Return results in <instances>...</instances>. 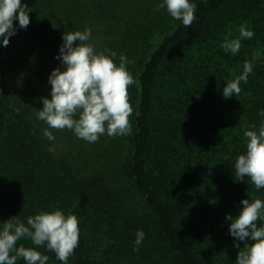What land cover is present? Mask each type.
I'll use <instances>...</instances> for the list:
<instances>
[{
	"label": "trees",
	"instance_id": "obj_1",
	"mask_svg": "<svg viewBox=\"0 0 264 264\" xmlns=\"http://www.w3.org/2000/svg\"><path fill=\"white\" fill-rule=\"evenodd\" d=\"M159 2L22 0L31 8L27 30L17 33L24 42L16 46V34L0 47V223L57 209L75 214L79 247L68 264H235L240 249L225 216H238L243 199L264 200V189L247 177L239 182L234 170L244 132L264 123V0H196L198 20L187 28L180 21L166 28ZM100 22H107L105 47L135 66L132 134L89 144L70 133L60 155L36 110L41 97L50 99L63 33L90 28L96 40ZM242 24L254 37L241 40L236 56L226 54L221 45L238 38ZM157 28L160 37L140 57ZM245 61L253 73L239 96L225 99L223 88ZM136 196L139 207L128 201ZM138 229L146 239L133 251Z\"/></svg>",
	"mask_w": 264,
	"mask_h": 264
},
{
	"label": "clouds",
	"instance_id": "obj_2",
	"mask_svg": "<svg viewBox=\"0 0 264 264\" xmlns=\"http://www.w3.org/2000/svg\"><path fill=\"white\" fill-rule=\"evenodd\" d=\"M196 0H160L157 11H166L173 20L190 27L198 20ZM31 8L22 0H0V47H7L10 38L20 30H27L30 24ZM14 21L18 24L14 26ZM239 37L225 40L221 45L226 54L236 56L241 49V40H250L255 32L246 25H240ZM92 30L63 33L59 53L55 57L60 67L49 77L50 99L41 97L42 109L36 110L38 121L47 127L42 135L55 144L56 137L50 129L68 130L80 140L97 143L104 135L124 137L132 134L129 117L133 108L128 89L135 80L127 69L129 60L125 54L108 48L97 51L93 44ZM119 60V64L115 63ZM63 69V70H62ZM253 73L252 61H245L243 71L229 80L223 88V97L230 99L241 93V82L247 83ZM264 118V109L259 110ZM256 128L255 125L252 126ZM245 151L237 156L234 164L235 176L239 182L249 178L256 191L264 189V123L256 130L244 132ZM49 152L56 148L50 146ZM239 215L226 214L229 235L233 247L240 249L235 264H264V200L243 199ZM80 221L75 214L66 215L57 209L41 211L29 216L26 223L19 216L0 223V264H48L50 257L37 249L53 252L61 264H68L69 258L79 247ZM133 251H139L146 239L142 229L135 234ZM30 240L33 247H25L21 240ZM243 242V248H240Z\"/></svg>",
	"mask_w": 264,
	"mask_h": 264
},
{
	"label": "rangeland",
	"instance_id": "obj_3",
	"mask_svg": "<svg viewBox=\"0 0 264 264\" xmlns=\"http://www.w3.org/2000/svg\"><path fill=\"white\" fill-rule=\"evenodd\" d=\"M167 14V13H166ZM166 18L168 19V21H164L165 22V26L166 28H171L172 26H174L178 21L176 20H173L170 16L166 15ZM102 24V25H100ZM107 22H100L97 26H96V40L94 39V37L88 42V43H91L94 45L95 49L97 51H103L106 47H105V40L106 38L108 37L107 36V31H106V25ZM100 25V26H99ZM161 30L162 28H157L155 29L152 33H150L148 35V37H150V41L149 42H144L145 38L143 39L144 41H142V46L140 47V53H139V56L142 57L144 52H145V48L149 45V43L153 40H155L157 37L159 38L160 35H161ZM145 37V35H144ZM14 41V44L17 46H22L23 42L24 41H21L18 34L17 36L13 39ZM144 42V43H143ZM134 62H136V60H134ZM128 71L131 73V75L134 77V72H135V66H132L131 68L128 69ZM134 88V85L130 86L128 90H133ZM128 94H129V91H128ZM59 132L60 135H61V143L58 139V136H56V141H55V145L58 146L57 147V152L60 153V155H62L61 153H67V149H65V146H66V143H67V137H69V134L72 136L73 133L71 131H68V130H62V131H56V133ZM76 138V137H75ZM102 139H108V136L107 135H104L100 138V140ZM99 140V141H100ZM63 142V144H62ZM87 143V142H86ZM59 145H61V147H59ZM63 145H64V148H63ZM61 149V151H60ZM64 150V151H63ZM71 156V155H70ZM134 207H139V204L141 203L139 198L136 196V197H132V198H129L128 200Z\"/></svg>",
	"mask_w": 264,
	"mask_h": 264
}]
</instances>
